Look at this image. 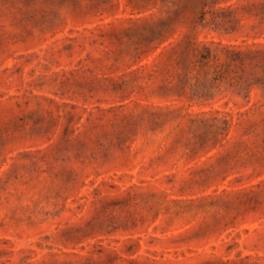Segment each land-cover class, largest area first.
<instances>
[{
	"label": "rangeland",
	"instance_id": "rangeland-1",
	"mask_svg": "<svg viewBox=\"0 0 264 264\" xmlns=\"http://www.w3.org/2000/svg\"><path fill=\"white\" fill-rule=\"evenodd\" d=\"M0 264H264V0H0Z\"/></svg>",
	"mask_w": 264,
	"mask_h": 264
}]
</instances>
